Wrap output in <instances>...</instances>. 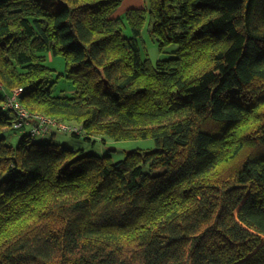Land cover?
Listing matches in <instances>:
<instances>
[{"label": "trees", "instance_id": "trees-1", "mask_svg": "<svg viewBox=\"0 0 264 264\" xmlns=\"http://www.w3.org/2000/svg\"><path fill=\"white\" fill-rule=\"evenodd\" d=\"M123 1L0 0V264H264V0L114 16ZM145 27L171 57L142 56ZM18 87L75 137L156 147L113 161L37 142L4 107Z\"/></svg>", "mask_w": 264, "mask_h": 264}, {"label": "rangeland", "instance_id": "rangeland-1", "mask_svg": "<svg viewBox=\"0 0 264 264\" xmlns=\"http://www.w3.org/2000/svg\"><path fill=\"white\" fill-rule=\"evenodd\" d=\"M125 1V0H124ZM124 1L122 5L124 4ZM121 5V6H122ZM127 11V10H126ZM125 12H122L119 16H124ZM124 34L131 36V29L129 25L124 28ZM142 56L149 57L152 62H156L159 59H166L173 55V52L177 49L176 45H171L160 51L157 41L150 34L147 27L142 32ZM54 71L49 78V81L54 86V92L56 94H72L74 85L67 79V66L63 55L51 56L48 61ZM0 94L4 95V91L0 88ZM74 126L76 124H73ZM7 142L12 146H17L21 138V132H13L6 134ZM37 142H44V140L53 141L55 144H59L68 149H83L85 154H96L99 156L111 155L113 161L121 160L125 155L134 150H151L156 147L155 141L152 139H130V140H114L108 136L96 137L95 143H91L85 140L83 137H75L71 133L57 130L46 137L37 135L34 137Z\"/></svg>", "mask_w": 264, "mask_h": 264}, {"label": "built area", "instance_id": "built-area-1", "mask_svg": "<svg viewBox=\"0 0 264 264\" xmlns=\"http://www.w3.org/2000/svg\"><path fill=\"white\" fill-rule=\"evenodd\" d=\"M24 91L23 87L13 89L7 94L6 101L4 103L5 109L10 110L16 117L14 122V126L16 128L29 127L30 133L34 136H45L54 128L64 131L78 129V127L74 125L58 121L55 118L48 117L41 113L31 112L22 103Z\"/></svg>", "mask_w": 264, "mask_h": 264}, {"label": "crops", "instance_id": "crops-1", "mask_svg": "<svg viewBox=\"0 0 264 264\" xmlns=\"http://www.w3.org/2000/svg\"><path fill=\"white\" fill-rule=\"evenodd\" d=\"M143 5L144 0H125L124 4L115 11L114 16H119L122 12H125L131 8H142Z\"/></svg>", "mask_w": 264, "mask_h": 264}]
</instances>
